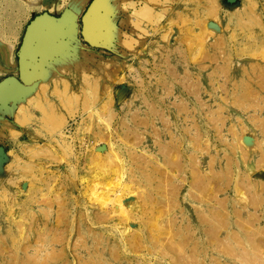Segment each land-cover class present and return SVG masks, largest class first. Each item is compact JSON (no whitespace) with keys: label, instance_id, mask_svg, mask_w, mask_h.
<instances>
[{"label":"rangeland","instance_id":"rangeland-1","mask_svg":"<svg viewBox=\"0 0 264 264\" xmlns=\"http://www.w3.org/2000/svg\"><path fill=\"white\" fill-rule=\"evenodd\" d=\"M38 1L0 0V264H264V0Z\"/></svg>","mask_w":264,"mask_h":264},{"label":"bare ground","instance_id":"bare-ground-1","mask_svg":"<svg viewBox=\"0 0 264 264\" xmlns=\"http://www.w3.org/2000/svg\"><path fill=\"white\" fill-rule=\"evenodd\" d=\"M112 1V2H110ZM17 2L19 3V6L21 7V9L23 8L24 10L25 9H30V13L35 11L36 9L40 8V6L36 7V4H38V0H17ZM64 2H66V0H64ZM91 2V0H73L71 2V12L69 14H72L71 16H69L68 13H65V16L66 18H72V17H77L78 18V15L80 17V14L81 12L83 11V9L85 8V6ZM99 0H94L90 6V9L87 13V15L84 17V24L86 25V29L87 27L89 26L90 24V20L91 18L95 15L96 13V9H97V4H98ZM116 0H109L107 6H108V10L109 11H112L114 6L116 5ZM44 6H47L49 7L48 3H45ZM51 10H53L54 12L53 13H59L58 11H60V7L56 8L54 6H51L50 7ZM29 13V12H27ZM116 13V12H115ZM53 18H57V16H54V15H51L49 13H44L40 16H38L35 20H33V22L30 24L29 28H28V38L31 36V34H34L35 32H38L37 31V23L40 22V21H44V20H52ZM18 20V19H17ZM16 20V21H17ZM53 21V20H52ZM37 28V29H36ZM36 34V33H35ZM42 34V33H41ZM43 37V36H41ZM27 38V39H28ZM49 38V36H45L44 35V39H47ZM43 43V41H42ZM7 49L8 51H11L13 50V45H7ZM10 56V55H9ZM8 82L10 81H4L2 83H0V91H3L5 90V86L7 84H9ZM12 83V82H11ZM10 83V84H11ZM107 142L109 144V147H110V152H112L111 154V160L108 164H104L103 167H99L97 168L98 171H96L93 179L91 180H88V182H92V183H85L88 188L90 187L91 190H93V195L95 193H97V191L100 189V188H108V192L106 195H108V197H111L110 201L109 202H112V205L109 209H106V208H103V206L101 207H97L95 204H90L89 205V210H92V211H96L98 213H102V212H105V211H108V215L109 213H122V212H126V210L128 209V196H127V190H129V186L132 184H134V182H131L132 179H130L131 181H126L123 179H121L122 177L126 176L125 172L128 173V170H125V162H124V159L123 157L116 151L114 145H115V142L113 140V138L111 137H108L107 138ZM109 160V159H108ZM129 168V167H127ZM132 169V168H131ZM130 171V169H129ZM133 171V170H131ZM129 174V173H128ZM132 175H134V172L132 173ZM129 174V175H131ZM89 178V177H88ZM116 179L115 182L114 179ZM129 178H133L129 176ZM134 179V178H133ZM135 181V180H134ZM84 182V181H83ZM113 182V183H112ZM112 183V186L109 184ZM106 186V187H105ZM135 186V184H134ZM94 187V188H93ZM93 188V189H92ZM131 189V188H130ZM135 189V187H134ZM137 189V188H136ZM103 190V189H101ZM105 191V190H103ZM137 191V190H135ZM91 192V191H90ZM134 192V191H133ZM103 193H106V192H103ZM131 193V192H129ZM98 194H101V193H98ZM91 195V194H90ZM96 195V194H95ZM98 196V195H97ZM102 197L104 195H101ZM90 197H93V196H90ZM107 197V196H105ZM95 198V197H94ZM131 198V197H130ZM108 199V198H106ZM132 199V198H131ZM130 200V199H129ZM137 200V199H136ZM139 201V200H138ZM107 202V201H106ZM134 203V202H133ZM139 203V202H138ZM105 206L104 202L101 203ZM108 205V204H107ZM131 205V204H130ZM136 205V204H135ZM133 206V205H132ZM129 209H132V208H129ZM128 211V210H127ZM131 212V211H130ZM129 212V213H130ZM107 215V217H108ZM119 215V214H118ZM116 215V216H118ZM121 215V214H120ZM130 215V214H128ZM132 215V214H131ZM100 216V214H99ZM112 215H109V218L111 217ZM127 216V215H126ZM103 217H106V216H103ZM106 217V218H107ZM120 217V216H119ZM122 217V216H121ZM120 217V218H121ZM129 217V216H128ZM130 217H133V216H130ZM101 218V217H100ZM105 218V219H106ZM108 218V219H109ZM123 218V217H122ZM121 218V219H122ZM117 221H118V218H116ZM129 219V218H128ZM128 219H124V220H128ZM133 219V218H132ZM101 220V219H100ZM123 220V219H122ZM121 220V221H122ZM131 222V221H130ZM111 224H116V223H111ZM107 226V225H106ZM115 225H111V227H113ZM117 227V226H116ZM118 228V227H117Z\"/></svg>","mask_w":264,"mask_h":264}]
</instances>
